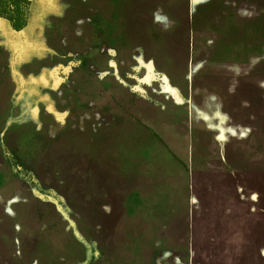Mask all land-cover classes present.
I'll use <instances>...</instances> for the list:
<instances>
[{
  "label": "crops",
  "instance_id": "obj_1",
  "mask_svg": "<svg viewBox=\"0 0 264 264\" xmlns=\"http://www.w3.org/2000/svg\"><path fill=\"white\" fill-rule=\"evenodd\" d=\"M188 2L0 0V264H155L163 249L203 264L205 244L252 264L251 230L226 231L223 216V234L232 232L224 244L198 194L210 132L196 98L209 92L206 104L213 92L204 91L212 73L199 66L214 53L198 27L224 16ZM4 148L35 182L9 165ZM24 155L56 161L39 171ZM173 219H185L179 232Z\"/></svg>",
  "mask_w": 264,
  "mask_h": 264
},
{
  "label": "rangeland",
  "instance_id": "obj_2",
  "mask_svg": "<svg viewBox=\"0 0 264 264\" xmlns=\"http://www.w3.org/2000/svg\"><path fill=\"white\" fill-rule=\"evenodd\" d=\"M218 1L217 6L209 3L214 0L188 2L189 9L194 3L197 12L203 16H224L219 24L216 17H212L202 21L206 25L204 29L198 27L204 36V51L214 50L211 58L199 66L205 68L206 74L212 73L204 77L208 82L204 91L210 87L213 92L212 99L206 104L202 98L209 92L198 94L196 98L197 106L203 105L204 110L201 124L210 132L205 133L203 140L204 186L198 188V194L204 195V209L213 210L211 223L219 232L223 234L225 227L226 231L231 230L235 224L237 232L243 230L247 234L251 230V262L264 264V0ZM226 2L230 5L223 6ZM189 14H192L190 10ZM218 50L225 51L230 58L217 57ZM22 158L39 171L44 169L43 164L56 161L52 155H24ZM44 179L50 182L48 176ZM76 205L83 207L84 204ZM137 205L130 203L128 208L132 210ZM164 205L168 210L169 206L174 208L180 203ZM48 213L51 216V210ZM223 216L228 220L225 227ZM168 221L164 219V228ZM13 222L18 232L19 219H13ZM76 222L86 227L87 224L109 225L111 220L76 218ZM184 222L185 219L171 220L176 227ZM231 235L232 232L228 236L222 235L224 244L232 243ZM171 238L173 243L183 242L179 235ZM203 238L211 240L212 234H204ZM208 248L205 244L204 250L199 252L203 264H233L234 252ZM188 256L189 252L163 249L156 253L155 264H189Z\"/></svg>",
  "mask_w": 264,
  "mask_h": 264
},
{
  "label": "trees",
  "instance_id": "obj_3",
  "mask_svg": "<svg viewBox=\"0 0 264 264\" xmlns=\"http://www.w3.org/2000/svg\"><path fill=\"white\" fill-rule=\"evenodd\" d=\"M4 157L5 160L9 163V165H11L14 170L21 174L23 179L31 182L36 181L34 175L30 171L25 169L19 159L6 148H4Z\"/></svg>",
  "mask_w": 264,
  "mask_h": 264
}]
</instances>
